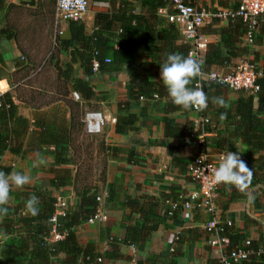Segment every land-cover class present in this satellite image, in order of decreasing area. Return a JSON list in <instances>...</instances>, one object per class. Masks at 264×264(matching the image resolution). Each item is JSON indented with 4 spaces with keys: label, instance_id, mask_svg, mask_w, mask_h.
<instances>
[{
    "label": "trees",
    "instance_id": "trees-1",
    "mask_svg": "<svg viewBox=\"0 0 264 264\" xmlns=\"http://www.w3.org/2000/svg\"><path fill=\"white\" fill-rule=\"evenodd\" d=\"M237 1L220 0L217 6L220 9L233 10ZM96 2L106 3V11L93 15L89 33L85 32V25L81 21L67 23V38L55 37L49 53L41 61H31L27 55L22 54L26 61H22L10 76L9 85L18 99L29 104L38 113L27 119L18 114V107L11 94H0V157L8 154L22 158L25 154L45 152L52 154L54 166L53 177L40 187H19L20 191L13 196L14 206L10 209L7 207L10 213L7 211L6 215H0V237L5 238L0 246V264H114L122 259L119 251L121 246L144 245L152 232L157 231L165 221L176 219L180 213L179 205L171 208L166 203L168 207L159 211V200L147 195L138 198L126 197L122 207L129 211V215L137 216V219L133 225H127L118 238L107 239L101 256L96 255L93 244L81 245L74 235L75 229L94 215L99 198V189L94 181L104 185L107 158L119 151L117 148L105 146L100 138H92L97 135L89 136L83 131L81 119L87 111L84 110L83 103L94 100L93 86L85 78H91L98 73L115 72L124 67L128 78L127 100L115 114L116 134H125L132 128L137 117L131 115L127 107L136 106L143 99L152 101L156 108L158 103L160 112L188 111L173 104L166 87L156 80L169 53L188 56L189 52V47L179 42V32L174 26L157 15V10L167 7V1ZM188 2L193 5L192 0ZM3 5L4 0H0V10ZM202 32L207 35L217 34L211 27L203 28ZM218 36L215 43L206 46V51L199 60L203 74L211 70L235 67L246 55L247 47L251 46H247L240 39L243 38L241 22L230 24L229 21L228 28L220 29ZM8 38L9 30L0 28V39ZM234 58L237 61L231 63ZM250 63L254 64L255 59ZM75 70H79L80 75ZM254 70L257 73L255 83L259 86V91L255 94L241 92L243 95L234 103H229L228 108L212 103L213 97L226 95L228 89L199 81L198 77L189 85L193 87L200 82L201 88L209 97L207 109L196 112L197 117L206 122L200 121L196 130L190 122L180 128L166 123L164 131L165 139L188 140L185 146L192 144L199 149V153L191 158L170 154L171 164L185 170L187 179V167L199 155H206L210 159L206 147L211 138L207 136L215 133L219 122L224 123L237 117L239 131L235 136L247 150L257 153L254 162L262 173L260 180L264 186V63ZM209 84L214 85L212 89L208 88ZM72 92L78 95L79 101L71 98ZM225 95L223 99L229 100L228 94ZM47 107L49 109L46 112L39 111ZM254 111L256 114L252 113ZM222 113H227L226 118H221ZM259 113L263 118L258 117ZM199 135L202 136L201 142L196 139ZM215 136L219 138V135ZM84 140H94V143L84 145ZM126 160L128 163H137L131 151L128 152ZM0 171L10 174L11 167L0 164ZM46 185L55 189L71 187L74 194V204L68 207L61 218H56L55 224L50 219L56 199L46 191ZM111 191L112 187L107 186V201L112 199ZM32 194L39 198L37 216L24 214L25 203ZM176 201L177 198L164 200L171 204ZM18 210L23 211L17 215ZM231 227V224L222 222L217 225V236L227 240L223 254L234 251L246 240H240L242 236ZM52 231L61 238L51 241ZM176 237L178 241L179 237ZM248 250L251 254L245 260L230 264H264L263 249L258 241L249 240ZM96 259L100 261L96 262ZM206 264H218V261L209 259Z\"/></svg>",
    "mask_w": 264,
    "mask_h": 264
},
{
    "label": "crops",
    "instance_id": "crops-1",
    "mask_svg": "<svg viewBox=\"0 0 264 264\" xmlns=\"http://www.w3.org/2000/svg\"><path fill=\"white\" fill-rule=\"evenodd\" d=\"M53 3L54 0H4V5L0 10V28H6L10 33V38L0 39V94L6 92L11 94L15 98L12 99L18 107V114L27 119H31L38 111L36 112L29 104L18 99L9 85V78L18 69V65L26 61L22 54L27 55L29 60L38 62L49 53L54 41L51 21ZM223 10L229 9L224 8ZM229 21L230 24L240 22L237 18H216L206 22L199 31L208 39V44H212L218 40L220 29L228 28ZM91 23L92 21H89L85 24L86 33L90 32ZM206 27L215 29L217 34H204L202 29ZM174 28L179 32V42L186 44L190 50V44L185 43L179 29ZM61 37L62 39L67 38L65 27ZM240 39L243 41V38ZM241 44L244 46L243 42ZM242 58L248 59L249 62L255 59L253 65L262 66L264 63V27L257 29L252 45L247 47V53ZM234 61L237 60L231 59V63ZM75 72L77 75L81 73L79 70ZM127 80L124 67L115 72L98 73L91 78H85V81L93 86L94 100L83 103L84 110L96 109L102 114L104 124L100 139L105 146L119 149L113 156L107 158L104 185L101 186L94 181V185H97L99 189L100 207L106 220L94 224L84 223L74 231L77 242L81 245L93 244L98 256H101L108 238H118L122 230L127 225H133L137 219V216L129 215V211L122 207L126 197L138 198L141 195L153 197L159 200L158 209L161 211L162 208L168 207L164 202L166 198L185 197L196 190L193 183L186 178L185 170L171 164L170 154L191 158L199 153V149L192 144L185 146L188 140L164 138L166 123L175 124L180 128L190 122L192 128L196 130L200 122L196 112L193 110L160 112L158 103L156 108L152 101L143 99L138 105L127 107L128 112L137 117L132 128L125 134H116L114 132L115 114L127 100ZM156 80L161 81L160 75ZM209 85L208 88L211 89L214 86ZM226 93L229 98L226 101V108L229 107V103H234L240 95H243L241 92L230 90ZM46 94L49 96L48 92ZM49 107L39 111L46 112ZM252 113L256 114L255 111ZM257 115L263 118L262 114ZM237 123V117H232L224 123L219 122L215 127V133L207 136L211 138V141L207 142L206 151L216 166L219 164L221 153L238 152L254 173L248 190L254 199L250 200L247 194L240 192L235 186L222 184L218 187L217 197L214 200L215 215L220 223L229 222L233 231L242 236L240 240L258 241L263 249L264 258V186L260 180L262 173L259 172L254 162L257 153L247 150V147L236 138L235 134L239 131ZM215 135H219V138ZM129 151L133 153L136 164L127 162ZM38 161L42 162L38 163ZM0 164L10 166V173L15 171L29 175L31 182L24 185L27 188L40 187L54 174L53 156L45 152L25 154L22 158L4 154L0 157ZM107 186L112 187L111 201L106 200ZM19 191L20 188H12L10 199L5 207L10 209L14 206L13 196ZM46 191L55 199L65 200L69 208L74 204L71 187L55 189L46 185ZM22 211L18 210L17 215ZM10 217L15 218L13 215ZM61 217L57 216V218ZM208 220L209 217L204 212L179 213L176 219L165 221L157 231L152 232L144 245L121 246L119 251L122 259L115 261L114 264H181L183 262L206 264L207 260L215 258L214 250L207 243L209 237L202 230ZM175 236L179 237L178 241H173ZM60 238L61 236L52 235L51 241H57ZM4 241L5 238H2V242ZM171 247L173 252L170 253Z\"/></svg>",
    "mask_w": 264,
    "mask_h": 264
},
{
    "label": "built area",
    "instance_id": "built-area-1",
    "mask_svg": "<svg viewBox=\"0 0 264 264\" xmlns=\"http://www.w3.org/2000/svg\"><path fill=\"white\" fill-rule=\"evenodd\" d=\"M91 0H84L83 4L77 3V0H54L52 11V29L55 37H61L64 33V27L69 22L82 21L87 13L88 5ZM167 7L157 10V15L164 18L179 29L182 39L185 43L190 44L188 55H191L198 62L202 54L206 50L208 39L200 33V28L210 20V15L202 9H197L191 5L188 0H166ZM213 18L240 20L243 29V41L247 46L252 45L254 35L257 29L264 25V0H238L235 9L219 11L213 15ZM107 62V61H105ZM94 68L96 65L93 66ZM257 73L254 70L253 64L239 62L233 68H222L220 71L211 70L208 73L198 77L199 81L213 83L222 86L233 92H243L246 94H255L259 91V86L255 83ZM200 83V82H199ZM197 83V84H199ZM200 85V84H199ZM71 98L74 101H79L76 93H71ZM194 112L198 110L192 109ZM201 122H206L202 121ZM83 131L86 135L95 136L102 132L104 118L100 112L86 111L81 119ZM198 142H201L202 136L196 137ZM216 165L206 155H199L194 162L187 167V176L195 186L194 193L188 196H178L175 203L165 202L171 208L176 205L180 207L182 212H204L208 215L209 220L203 225L202 230L209 237L207 243L214 250L215 258L218 264L237 263L245 260L251 252L248 250L249 240L243 241V244L229 252L223 254L224 248L227 245L225 238L217 236V225L219 220L215 215L214 200L217 197L218 187L225 183H217L214 179V169ZM98 206L93 216L86 223L94 224L104 222L105 214L100 207V198H97ZM68 205L63 199H56L54 205L53 216L50 219L52 224H55L58 215L63 216L67 211ZM229 225V222H225ZM52 235H57L52 231ZM177 241V237L173 238ZM2 238L0 237V246ZM169 252H173L172 247ZM96 259V262H99ZM181 264H191L183 262Z\"/></svg>",
    "mask_w": 264,
    "mask_h": 264
},
{
    "label": "clouds",
    "instance_id": "clouds-1",
    "mask_svg": "<svg viewBox=\"0 0 264 264\" xmlns=\"http://www.w3.org/2000/svg\"><path fill=\"white\" fill-rule=\"evenodd\" d=\"M83 4L84 0H77ZM203 75L200 63L191 55L169 53L165 62L160 67V80L166 87L171 102L184 110L203 111L207 109L209 97L199 84L189 87L193 80ZM212 103L218 107H227L223 97H213ZM227 113H222L221 118H226ZM42 161H38L41 163ZM214 179L217 183L235 186L237 190L254 199L248 191L254 176L252 168L241 158L238 152L226 151L220 154L219 164L214 169ZM31 182L29 175L22 172L5 174L0 171V215L7 214L8 201L13 186L19 188ZM39 198L32 194L28 197L24 214L37 216L39 214Z\"/></svg>",
    "mask_w": 264,
    "mask_h": 264
},
{
    "label": "rangeland",
    "instance_id": "rangeland-1",
    "mask_svg": "<svg viewBox=\"0 0 264 264\" xmlns=\"http://www.w3.org/2000/svg\"><path fill=\"white\" fill-rule=\"evenodd\" d=\"M131 1V0H129ZM220 0H192V3L194 5L195 8H200L203 11H205L207 14L210 15V20L216 19L213 18L215 13H218L219 11H224L223 9H220L217 6V3ZM221 1H237V0H221ZM106 3H97L96 0H91L89 5H88V10L87 13L85 14V16L82 19V22L85 24H88L89 21H92V17L94 14L96 13H101L106 11ZM86 27V25H85ZM42 59V58H41ZM41 59L39 61H41ZM240 62H244V63H249L251 64L248 59L246 58H242L240 60ZM255 68V65H253ZM87 111H97L95 110H90V108L87 109ZM102 133V132H101ZM101 133L95 137H92L93 139L96 138L97 140H99V138L101 137ZM88 143H94V140L91 142L90 140H84L83 144H88Z\"/></svg>",
    "mask_w": 264,
    "mask_h": 264
}]
</instances>
